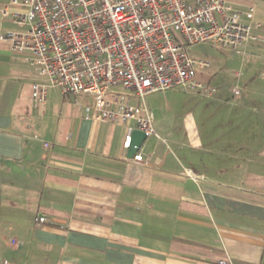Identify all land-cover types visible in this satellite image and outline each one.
<instances>
[{"label":"crops","instance_id":"1","mask_svg":"<svg viewBox=\"0 0 264 264\" xmlns=\"http://www.w3.org/2000/svg\"><path fill=\"white\" fill-rule=\"evenodd\" d=\"M227 1L252 9L257 40L219 52L260 103L226 125L154 119L143 161L122 145L134 121L86 119L81 95L56 103L50 88L33 109L40 79L0 39V264H264V0ZM12 27L0 17V35Z\"/></svg>","mask_w":264,"mask_h":264},{"label":"built area","instance_id":"2","mask_svg":"<svg viewBox=\"0 0 264 264\" xmlns=\"http://www.w3.org/2000/svg\"><path fill=\"white\" fill-rule=\"evenodd\" d=\"M251 16V8H235L227 0H9L0 5V17L13 27L0 39L40 79L31 84L33 109L45 105L48 89L56 88L86 98L76 100L86 119L132 120L145 139L160 138L145 97L174 87L201 88L209 95L214 88L197 70L210 63L187 49L207 43L238 52L257 40L254 25L243 19ZM231 90L240 94L238 86ZM131 131L128 127L124 148L130 146ZM133 159L143 161L140 153Z\"/></svg>","mask_w":264,"mask_h":264},{"label":"rangeland","instance_id":"3","mask_svg":"<svg viewBox=\"0 0 264 264\" xmlns=\"http://www.w3.org/2000/svg\"><path fill=\"white\" fill-rule=\"evenodd\" d=\"M187 51L190 56L209 61V68L200 71L197 70V74L205 78L208 77L207 82L204 80H202V82H206L205 85L212 86L214 89L207 95L201 88L192 90L183 87H174L147 95L144 99L145 104L152 111L155 119V126L159 132L162 123L172 128L178 123L183 122L189 112L194 114L198 124L207 116L212 124L222 121L228 123L232 115L237 113V107L245 105L248 101H251L254 105L260 103L257 98L243 97L241 92L238 96L233 95L231 89L236 85L239 72L230 67L227 68L226 65L228 62L225 60L224 53L219 52L207 43L190 46ZM212 78H214V80L210 83ZM116 89L120 90L119 87ZM50 95L56 103H60L63 99L67 100L72 98L71 94H66L64 97L60 96L59 90L56 88L51 90ZM239 136H244L241 134V131ZM152 141L153 140H147L146 144ZM2 165L3 163L0 161V167ZM3 188H5V186H0V198L3 197V194L5 195ZM0 209L2 212L6 211V208L3 206H1ZM6 245L8 246L7 241H3V248H7ZM5 256L6 251H4V254H0V262Z\"/></svg>","mask_w":264,"mask_h":264},{"label":"water","instance_id":"4","mask_svg":"<svg viewBox=\"0 0 264 264\" xmlns=\"http://www.w3.org/2000/svg\"><path fill=\"white\" fill-rule=\"evenodd\" d=\"M144 140H145L144 133L140 130L133 129L131 131V142L127 153L131 155L134 154V152L143 143Z\"/></svg>","mask_w":264,"mask_h":264}]
</instances>
